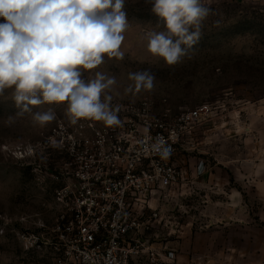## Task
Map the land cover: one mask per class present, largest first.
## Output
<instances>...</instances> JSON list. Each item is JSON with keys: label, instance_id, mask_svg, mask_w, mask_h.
<instances>
[{"label": "rangeland", "instance_id": "1", "mask_svg": "<svg viewBox=\"0 0 264 264\" xmlns=\"http://www.w3.org/2000/svg\"><path fill=\"white\" fill-rule=\"evenodd\" d=\"M202 3L210 13L200 39L170 66L147 48L146 33L162 31L163 21L148 0H126L123 58L105 57L89 71L114 76L110 94L126 101L167 99L174 112L216 107L214 123L197 129L185 154V196L161 209L151 242L179 264H264V0ZM145 69L155 75L153 89L129 91V73ZM29 107L21 111L11 89L0 95V264H45L21 234L51 224L56 214L54 184L36 175L33 148L68 118L66 104ZM49 108L54 120L34 122L35 112Z\"/></svg>", "mask_w": 264, "mask_h": 264}, {"label": "built area", "instance_id": "2", "mask_svg": "<svg viewBox=\"0 0 264 264\" xmlns=\"http://www.w3.org/2000/svg\"><path fill=\"white\" fill-rule=\"evenodd\" d=\"M110 95L120 125L73 124L68 117L34 146L35 173L54 184L56 214L21 240L43 252L45 264H179L151 238L159 236L153 230L163 221L161 209L185 196V154L197 129L214 123L217 109L204 103L174 112L167 99ZM158 138L170 150L166 157L154 147Z\"/></svg>", "mask_w": 264, "mask_h": 264}, {"label": "clouds", "instance_id": "3", "mask_svg": "<svg viewBox=\"0 0 264 264\" xmlns=\"http://www.w3.org/2000/svg\"><path fill=\"white\" fill-rule=\"evenodd\" d=\"M125 3L0 0V95L11 89L21 111H30L29 106L66 104L73 124L85 119L120 125L119 107H112L110 95L116 78L89 70L103 64L105 57L123 58L120 49L128 27ZM148 3L163 21L162 31L146 33L148 51L167 65H175L200 39L210 8L202 0ZM129 79L134 82L129 91L151 90L155 75L145 69L129 73ZM32 118L44 126L55 119V112L51 108L37 111ZM163 145L158 138L154 147L166 157L170 150Z\"/></svg>", "mask_w": 264, "mask_h": 264}]
</instances>
